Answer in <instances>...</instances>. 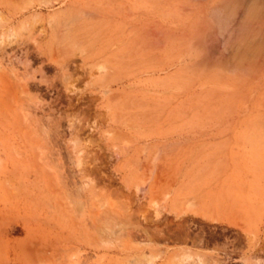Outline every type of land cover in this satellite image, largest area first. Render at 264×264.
Masks as SVG:
<instances>
[{
    "label": "rangeland",
    "instance_id": "rangeland-1",
    "mask_svg": "<svg viewBox=\"0 0 264 264\" xmlns=\"http://www.w3.org/2000/svg\"><path fill=\"white\" fill-rule=\"evenodd\" d=\"M0 264H264V0H0Z\"/></svg>",
    "mask_w": 264,
    "mask_h": 264
}]
</instances>
